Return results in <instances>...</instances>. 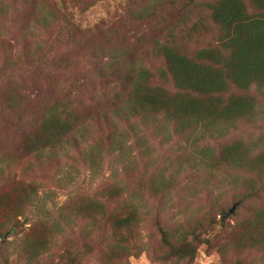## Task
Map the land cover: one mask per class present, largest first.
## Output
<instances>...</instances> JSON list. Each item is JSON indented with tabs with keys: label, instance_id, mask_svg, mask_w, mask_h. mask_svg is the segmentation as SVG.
<instances>
[{
	"label": "trees",
	"instance_id": "trees-1",
	"mask_svg": "<svg viewBox=\"0 0 264 264\" xmlns=\"http://www.w3.org/2000/svg\"><path fill=\"white\" fill-rule=\"evenodd\" d=\"M142 1L128 15L135 21L158 19V30H166L163 39H154L147 52L159 63L145 64V55L137 57L134 51L129 54L128 45L110 46L107 55L100 57L106 59L95 74L102 84L113 83L106 108L100 91L95 90L89 98L91 104L96 102V107L86 109L83 102L75 103L72 90L68 89L43 99L40 106L29 111L30 127L22 137L20 149L13 153L0 149V180L16 181L22 175L24 178L15 182L19 196L14 202L18 204L13 216L37 200L41 187L35 180L25 178V169H14L16 161L30 156L42 163H59L83 145L85 161L94 166L105 151L112 153L118 147L122 152L128 137L140 139L147 134L158 137L161 143L181 137L184 145L177 158L186 159L191 170H230L235 181H242L248 194L255 195L264 189V150H257L251 142L246 144L241 139L218 147L210 143L257 115L258 99L264 96V0H185L183 4L182 0ZM62 3L63 0H0V21L21 15L20 21L12 19L21 34L20 51H14L5 37L10 35V29L0 27L1 70L21 65L37 67L43 59L39 55L42 34L58 20ZM173 6L183 10L176 23L164 19L165 14L173 16L168 12ZM57 64L64 65V69L75 68L74 63L65 66L66 62L60 59ZM0 98L16 113L30 104L28 95L12 79L0 84ZM175 175L173 171L166 180L158 175L153 181L157 187L154 191L159 190V181L163 187H169L175 182ZM70 178L61 181L67 179L64 185L72 188ZM72 193L79 200L66 201L60 207L62 214L44 218L55 233L65 232L66 227L78 220L91 221L98 228L107 226L111 230L104 233L107 236L110 232L108 261L116 253L139 255L135 238L142 218L141 198L127 192L121 181L100 190L101 199L85 196L81 200L79 192ZM5 196V192L0 193V208L8 213L6 209L11 206ZM212 203L205 206L202 219L198 220L207 227L215 224L212 211L222 214L227 211L225 200ZM222 214L220 220L224 224ZM11 217L12 214H6L2 224ZM250 227L249 242H246L249 232L245 234L242 229L245 237L238 238L233 250L244 249L245 243L263 248L264 206L255 211ZM160 231L161 240L172 256L194 257L195 243L200 242L198 235L189 236L185 228ZM258 231L259 236H254ZM46 243L36 236L26 238L21 252L28 259H35L47 249ZM226 249L230 248L224 245L219 252Z\"/></svg>",
	"mask_w": 264,
	"mask_h": 264
},
{
	"label": "rangeland",
	"instance_id": "rangeland-1",
	"mask_svg": "<svg viewBox=\"0 0 264 264\" xmlns=\"http://www.w3.org/2000/svg\"><path fill=\"white\" fill-rule=\"evenodd\" d=\"M138 2L143 3L142 0H63L58 20L42 34L44 39L39 55L43 59L37 67L21 65L1 70L0 66V84L11 79L17 81L30 98V104L20 113L10 111L0 98L1 150L17 152L24 133L30 127L29 111L33 112L43 99L59 95L63 90L71 89L75 103L83 102L86 109L96 107V102L91 104L89 98L98 90L106 108L113 83L102 84L95 74L106 59L100 57L107 55L110 46L128 45L129 54L134 51L137 57L145 55V64L159 63L147 52L153 47L154 39H163L166 30H158V19L135 21L130 18L128 12ZM182 11L181 7L178 10L173 6L168 10L173 16L164 13V19L176 23ZM20 18L21 15L17 18L10 16L0 21L1 28L10 29V35L5 37L14 51H20L18 39L21 34L12 19L20 21ZM58 59L65 61V66L74 63L75 68L64 69V65L57 64ZM258 101L260 104L254 119L237 129H230L222 138L210 143L218 147L230 140L241 139L246 144L251 142L257 150H264V96ZM124 143L122 152L118 147L112 153L105 151L94 166L85 161L83 145L59 163H42L30 156L16 161L14 169H25V178L35 180L41 187L37 200L13 216L18 204L14 202L19 196L15 182L24 179L23 175L16 181L0 180V193H6L4 199L11 206L6 209L8 213L0 208V264H264V246L245 243L244 249L233 250L238 238L242 239L248 232L246 242H249L252 217L259 207L264 206V189L255 195L248 194L242 181H235L230 170H191L186 159L178 161L177 158L184 145L181 137L161 143L158 137L147 134L140 139L128 137ZM163 169L165 178L176 172L175 182L166 188L156 181L159 190L154 191L157 187L153 181L159 176L165 179L160 175ZM68 176L71 177L72 188L64 185L67 179L61 181ZM118 181L125 185L127 192L142 200V218L135 238L139 255L128 257L127 253H116L117 256L108 261L107 236L110 232L104 235L110 230L107 226L98 228L91 221L78 220L66 227L65 232L55 233L50 222H45L46 217L52 219L62 214L60 207L66 201L79 200L78 195L72 192H79L81 200H85V196L100 198L103 197L100 190ZM234 194L241 196L235 198ZM222 199L226 202V210L234 202L237 205L235 211L224 219L225 223L220 220L222 213L215 210L212 211L214 225L200 224L198 220L202 219L205 206ZM6 214H12V217L2 224ZM203 222L206 224L205 220ZM176 228H185L190 232L189 236H199L200 242L195 243L193 258L172 256L162 242L160 229ZM242 229L245 230L244 235ZM2 235L6 237L1 239ZM253 235L259 236V231ZM34 236L47 241V249L30 260L21 252V246L26 238ZM224 245L230 249L219 252ZM119 256L123 258L119 259ZM74 258L76 262H72Z\"/></svg>",
	"mask_w": 264,
	"mask_h": 264
},
{
	"label": "water",
	"instance_id": "water-1",
	"mask_svg": "<svg viewBox=\"0 0 264 264\" xmlns=\"http://www.w3.org/2000/svg\"><path fill=\"white\" fill-rule=\"evenodd\" d=\"M235 207H236V203H234L227 211H225L222 214V217L226 218L228 215H230L234 211ZM5 237H6V235H2L1 239L5 238Z\"/></svg>",
	"mask_w": 264,
	"mask_h": 264
}]
</instances>
